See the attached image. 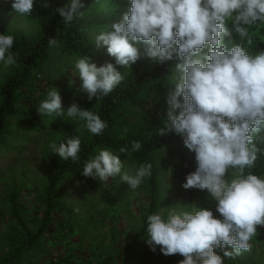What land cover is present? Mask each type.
I'll return each instance as SVG.
<instances>
[{
	"label": "clouds",
	"instance_id": "clouds-1",
	"mask_svg": "<svg viewBox=\"0 0 264 264\" xmlns=\"http://www.w3.org/2000/svg\"><path fill=\"white\" fill-rule=\"evenodd\" d=\"M15 17H31L36 5L48 0H9ZM119 20L95 35L115 63L98 66L81 56L72 77L89 101L111 94L124 80L120 68H132L142 56L158 63L176 60L174 87L167 92V117L161 136L175 133L192 153L195 170L188 173L184 190L206 191L215 209L199 204H176L147 215L146 243L165 256L180 254V264H224L251 251L250 241L264 226V177L245 172L255 166L264 138V49L255 54L236 39L252 44L254 26H264V0H127ZM87 0H67L55 9L66 25L83 15ZM15 37L0 33V64L16 62ZM51 45L56 41L51 40ZM75 80L69 79V86ZM44 117L82 122L93 135H102L107 122L91 109L74 102L67 109L56 87L37 108ZM81 139L71 137L53 153L61 160L80 161ZM139 141L119 149L129 154L141 149ZM120 154L102 148L82 167V175L107 183L117 176L136 190L152 176L145 161L134 171L124 170ZM171 174V169H170ZM218 213L219 215H214ZM229 246L231 250H229ZM214 249H221L223 256Z\"/></svg>",
	"mask_w": 264,
	"mask_h": 264
},
{
	"label": "trees",
	"instance_id": "trees-1",
	"mask_svg": "<svg viewBox=\"0 0 264 264\" xmlns=\"http://www.w3.org/2000/svg\"><path fill=\"white\" fill-rule=\"evenodd\" d=\"M104 1L106 0H87L83 15L71 25L64 24L59 13L55 11L63 7L67 0H48L49 7L44 8L38 3L32 16L25 17L35 27L31 33L23 34L5 25L0 26V33L14 35L13 51L16 54V62L7 65L5 75L0 82V148L12 138L13 121L21 117L19 105L23 99L33 103L35 107V111L26 117V125L49 120L51 117H42L37 108L46 99L49 90L53 87L60 89L61 85L58 81L64 73V68L70 63H75L83 55L89 56L93 62L98 60L95 35L105 30L113 20H119L118 13L130 6L127 0H109L107 5H103ZM250 39L251 45H248L247 40L241 41L239 38L235 42L242 43L252 54L264 49V26L260 24L254 26ZM51 40H55L56 44L51 45L49 43ZM176 63L174 59L161 64L142 56L132 68L126 69L123 73L124 80L111 94L97 100V105L92 111L98 113L107 122L108 127L102 135H93L86 128L82 130L79 136L82 143L78 163L71 160L63 161L60 157L49 159L50 181L45 186L42 201L37 206L40 221L35 230L29 227V221H26L29 214L27 207L21 201L20 192L9 190L7 194L9 220L13 229L6 235L0 248V254H3L0 264H23L25 257L41 242L52 223L60 184L64 180L75 177L87 184L92 183L93 178L82 175V167L87 160L97 155L102 148L120 154V148L130 149L133 141H139L142 144L139 151L130 150L129 154H120L123 160L134 165L145 161L153 164L152 176L144 180L148 207L147 213L140 218L142 228L130 249L121 251L117 255L119 259H123L130 252L131 258L135 259L137 245L146 240L144 225L147 215L160 211L162 197L160 173L153 159L160 151L182 139L175 133L161 136L158 132V129L163 127L162 120L167 117L166 96L169 89L174 87ZM51 69L56 75L48 81L50 87L41 88L44 70ZM256 143L260 149L258 160L253 168L246 169L245 172L264 177V138L258 139ZM181 160L185 165L183 174L186 177L195 170L194 153L190 151L185 153ZM197 192L198 189L187 190L190 204L198 203ZM202 206L215 209L212 201ZM214 215L219 214L214 212ZM218 254L223 256V251L220 249ZM117 256L110 259L105 257L99 261L88 259L83 262L110 264L111 260H118ZM183 259L180 254L164 255L163 263L180 264ZM51 264H81V262L77 258L68 256ZM224 264H233V262L225 258Z\"/></svg>",
	"mask_w": 264,
	"mask_h": 264
},
{
	"label": "rangeland",
	"instance_id": "rangeland-1",
	"mask_svg": "<svg viewBox=\"0 0 264 264\" xmlns=\"http://www.w3.org/2000/svg\"><path fill=\"white\" fill-rule=\"evenodd\" d=\"M109 0L103 2L107 5ZM127 11L118 13L119 19ZM27 34L35 27L26 18L15 17L11 12L9 0H0V26ZM95 42V37H94ZM95 47L98 50L100 66L105 62L115 63L105 47ZM74 63L64 68L59 92L65 109L76 102L82 107L93 110L97 101L88 100L87 94L80 91V80L72 77ZM7 65L0 64V82L2 81ZM122 73L126 69L117 66ZM43 71V70H41ZM56 72L44 70L41 88L50 87L48 81ZM75 84L69 86V79ZM39 92V91H37ZM41 94V91L40 93ZM32 98V97H31ZM20 118L13 121L12 138L0 148V248L13 226L9 220V207L7 194L14 189L20 192L21 201L27 207L29 227L37 228V206L42 201L43 190L50 181L48 161L59 157L53 153L52 144L67 142L68 138L80 136L83 132L82 122L63 120L51 117L45 122H35L26 125V117L35 111L34 104L22 100L20 103ZM33 115V114H32ZM189 152L178 140L160 151L153 159L160 173L161 183V209H167L176 204L188 205L187 191L182 188L185 182L184 163L181 157ZM124 170L132 172L140 164H131L123 160ZM171 169V174H170ZM58 202L53 213V220L47 234L41 242L26 257L23 264H51L62 257H74L84 264L85 260L96 261L103 258H115L121 251H128L134 244L136 236L142 228L140 218L147 213L148 194L145 183L136 189H130L126 182L117 176L107 183L93 179L87 184L75 177L64 180L60 184ZM195 204L203 205L211 202L206 191L197 192ZM61 223V224H60ZM34 229V230H35ZM251 251L245 252L232 260L233 264H264V226H258V234L250 241ZM135 246V245H134ZM220 249H214L219 253ZM229 250H231L229 246ZM3 254H0V261ZM129 252L123 259L111 260L110 264H164L162 254L157 250L153 252L146 240L137 245L135 259ZM123 260V261H122Z\"/></svg>",
	"mask_w": 264,
	"mask_h": 264
}]
</instances>
